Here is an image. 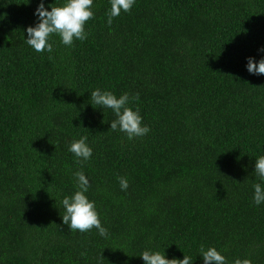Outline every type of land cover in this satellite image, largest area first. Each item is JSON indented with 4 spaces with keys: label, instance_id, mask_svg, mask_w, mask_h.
I'll return each mask as SVG.
<instances>
[{
    "label": "trees",
    "instance_id": "trees-1",
    "mask_svg": "<svg viewBox=\"0 0 264 264\" xmlns=\"http://www.w3.org/2000/svg\"><path fill=\"white\" fill-rule=\"evenodd\" d=\"M40 2L0 0V264H204L201 246L264 264V75L247 70L264 58V0H135L111 25V0H93L87 39L54 34L51 53L26 43ZM96 89L127 93L150 131H113ZM81 137L92 156L77 162ZM78 171L106 237L63 224Z\"/></svg>",
    "mask_w": 264,
    "mask_h": 264
},
{
    "label": "clouds",
    "instance_id": "clouds-1",
    "mask_svg": "<svg viewBox=\"0 0 264 264\" xmlns=\"http://www.w3.org/2000/svg\"><path fill=\"white\" fill-rule=\"evenodd\" d=\"M135 0H111V10L108 14L107 23L112 24L114 17H118L123 12H130ZM93 0H66L61 6H52L49 11L45 8L43 0H41L36 14L39 23L35 27L27 28L26 43L30 45L36 52L43 53L45 50L49 53L53 51L52 43H49L50 36L57 34L61 37L63 44L71 46L74 39L85 40L87 33L85 32V24L94 17L91 10ZM264 51V48L261 49ZM52 57L49 56V59ZM247 70L252 74L264 75V58L257 63L253 57L248 58ZM92 105L110 108L113 110L117 119L113 120L110 128L115 131L119 130L126 133L129 140L134 137L146 135L150 129L146 125H142V117L139 109L135 111L128 107L129 96L127 93L117 98L111 92H101L99 89L91 91ZM133 99H138L134 97ZM87 137H81L79 140L73 141L69 147V151L74 153L78 159L77 162L87 161L92 156V149L86 143ZM255 173L264 179V156L256 160ZM77 178L78 188L71 197H64L62 204L65 208V214L62 216L63 224L67 225L70 231H79L81 233L89 232L93 228L97 229L101 236H107L108 230L102 226L99 215L95 208V202L90 201L85 193L90 187V183L83 171L74 173ZM120 186L122 190H127L129 184L125 177H120ZM254 203L260 205L264 202V188L261 184L254 185ZM54 223V222H53ZM204 264H227L226 257L223 256L216 248L211 247L204 250L200 249ZM142 256L144 264H192V258L184 256L182 260L168 259L165 254L160 252L144 251ZM235 264H241L237 260ZM243 264H250L248 260Z\"/></svg>",
    "mask_w": 264,
    "mask_h": 264
}]
</instances>
